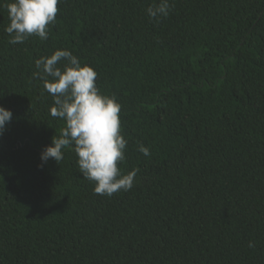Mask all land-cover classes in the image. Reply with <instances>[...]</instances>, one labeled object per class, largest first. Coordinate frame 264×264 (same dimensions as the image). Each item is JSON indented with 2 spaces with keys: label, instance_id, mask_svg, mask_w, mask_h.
I'll list each match as a JSON object with an SVG mask.
<instances>
[{
  "label": "trees",
  "instance_id": "16d2710c",
  "mask_svg": "<svg viewBox=\"0 0 264 264\" xmlns=\"http://www.w3.org/2000/svg\"><path fill=\"white\" fill-rule=\"evenodd\" d=\"M0 0V264H264V0H60L49 36L10 44ZM67 49L121 105L123 173L94 193L34 61ZM143 145L150 151L144 156ZM254 247H249V243Z\"/></svg>",
  "mask_w": 264,
  "mask_h": 264
},
{
  "label": "clouds",
  "instance_id": "9594fccd",
  "mask_svg": "<svg viewBox=\"0 0 264 264\" xmlns=\"http://www.w3.org/2000/svg\"><path fill=\"white\" fill-rule=\"evenodd\" d=\"M60 0H7L9 23L5 31L10 44H21L30 36L44 41L49 36V26L57 17ZM171 5L169 0H159L146 9L152 19L166 17ZM34 76L43 82L44 89L52 95V117L64 120L65 127L59 136L51 138L41 153V161L54 160L57 164L63 151L71 148L77 155L81 175L94 182L93 191L99 195L130 190L138 169L126 174L118 167L125 160L127 140L121 134L119 113L121 105L115 96L101 94L96 86L97 72L67 49H56L51 55L34 61ZM12 119L11 110L0 105V135ZM139 152L149 156L143 145ZM249 247H254L250 242Z\"/></svg>",
  "mask_w": 264,
  "mask_h": 264
}]
</instances>
